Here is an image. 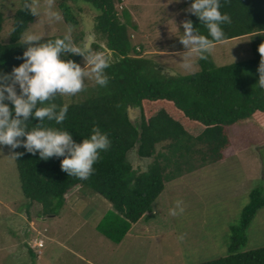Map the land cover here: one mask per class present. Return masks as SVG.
Returning a JSON list of instances; mask_svg holds the SVG:
<instances>
[{"label": "trees", "instance_id": "1", "mask_svg": "<svg viewBox=\"0 0 264 264\" xmlns=\"http://www.w3.org/2000/svg\"><path fill=\"white\" fill-rule=\"evenodd\" d=\"M74 1L79 0H57V7L66 23L76 28L79 20L70 4ZM83 1L98 11L94 33L106 42L103 46L95 41L92 49L107 48L114 57L106 69L109 82L106 87L97 83L86 86L78 93L81 99L67 104L68 112L62 124L47 120L43 124L70 132L77 143L90 138L92 128L99 126L108 134L111 147L100 152L94 172L87 180L70 177L63 171L64 157L43 160L39 152L33 155L23 146L13 153H23L14 159L23 194L29 200L27 205L38 202L44 214L58 215L67 204L71 190L83 188L82 194H96L111 203L112 208L106 211L97 228L119 243L133 224L153 215L150 214L153 203L168 181L225 157L232 144L228 125L247 118L264 119V88L252 79L261 61L259 47L264 44V0H220L221 13L229 14L232 20L231 24L221 26L225 33L223 40L250 35L251 58L217 65L209 55L207 59L199 58V70L179 75L163 74L150 59L141 55L129 30L130 26L137 27L129 23V14L120 15L117 11V3L123 0ZM34 20L35 15L30 11L18 8L14 12L10 39L4 42L1 37L4 14L0 11L2 74H10L14 67L24 63L18 59L26 51L21 37ZM189 20L200 35H208L196 15L191 14ZM85 35L81 31L73 41L84 45ZM63 36H49L42 42ZM61 58L79 64L83 60L72 54ZM17 91H20L18 85ZM52 102L58 106L65 104L64 97L60 96ZM5 103L14 108L9 101ZM129 105L141 107V121L130 120ZM39 123L38 118L30 117L28 129ZM133 149L142 158H153L146 169L134 168L129 158ZM262 207L264 188L257 186L251 190L250 200L238 221L231 225L228 254L198 264H264V246L240 251L247 241V230ZM27 211L31 216L30 210ZM29 252L36 258L35 250L29 247Z\"/></svg>", "mask_w": 264, "mask_h": 264}, {"label": "rangeland", "instance_id": "2", "mask_svg": "<svg viewBox=\"0 0 264 264\" xmlns=\"http://www.w3.org/2000/svg\"><path fill=\"white\" fill-rule=\"evenodd\" d=\"M70 4L79 20L77 27H72V38L83 31L86 34L83 44L90 41L92 46L96 41L105 46L106 42L94 33L98 11L91 3L83 0ZM191 4L189 0H123L116 5L119 14H129V23L137 27L130 26L129 30L141 55L150 59L151 64L163 74H189L200 69L198 56L192 58L191 70H185L182 66L181 54L186 49L179 37L185 31L183 22L189 20L192 14L186 11ZM23 5L24 0H0V11L4 14L1 34L4 42L10 39L14 12ZM40 5L41 22L35 16L25 32L37 33L43 39L58 34L65 35L69 25L64 18L60 22H49L43 16V0H40ZM55 9L61 13L57 0ZM251 40L250 35L222 40L216 43L210 55L217 65L251 58ZM24 45L27 49L28 45ZM113 58L111 53V60ZM80 65L85 66L84 59ZM257 73L254 70L252 77L256 83L259 82ZM85 84L91 87L95 81L86 79ZM81 97V94L64 96V102L75 103ZM227 131L232 144L226 150L225 157L168 181L153 203V211L150 212L153 215L150 218L143 217L133 224L117 249L112 240L108 239L109 244H106L88 233L95 231L97 219L107 209H111L112 205L107 204V200L103 204L100 201L102 196L81 194L83 188L76 187L71 192L77 191L80 196L78 209L69 212L72 209L68 205L63 207L57 218H50L44 214L40 203L33 202L31 206L26 204L29 200L21 188L13 149L10 146H0V264H45L44 259L38 261L34 258L24 240L29 242L32 237H42L46 240L42 249L57 255V252L60 253L56 248L58 245L50 243L47 236L56 233L58 228L62 231L63 227L60 225L64 226L65 222L68 229L78 230L72 245L77 242L79 250L84 251L91 259L97 258L95 262L99 264H198L227 255L231 225L238 221L241 211L249 202L251 190L257 186L264 188V119L239 120L228 125ZM160 147L158 145L159 149ZM129 158L135 169H146L153 159L140 157L135 149L131 150ZM177 200L183 201L185 210L182 215L172 216L169 210L175 207ZM27 209L30 210V218ZM93 209L95 211L91 214ZM91 215L90 222L80 228L81 218ZM182 234L184 239H178ZM39 243L40 241L38 245ZM263 246L264 207L252 220L247 230V241L240 251ZM55 257L50 255L52 261L47 262L87 264L73 259L67 250H62L56 261Z\"/></svg>", "mask_w": 264, "mask_h": 264}, {"label": "clouds", "instance_id": "3", "mask_svg": "<svg viewBox=\"0 0 264 264\" xmlns=\"http://www.w3.org/2000/svg\"><path fill=\"white\" fill-rule=\"evenodd\" d=\"M24 10L40 16V0H24ZM220 0H194L186 11L196 15L208 30V35H200L191 20L183 22L184 34L179 37L186 51L182 53V66L185 70L193 68L194 56L207 59L216 43L224 39L222 25L231 24L229 14L221 13ZM43 16L49 22H60L62 14L55 9V0H43ZM73 28L68 26L63 38L43 41V37L34 32H25L21 39L28 47L23 53L22 63L14 67L10 74H0V146H10L15 150L23 146L28 153L48 160L52 157H64L61 169L80 180H87L94 172V164L100 159V152L111 147L108 134L99 126L92 128L90 138L77 143L70 132L45 127L43 122L54 121L62 124L66 119L68 105L58 106L52 102L57 96H75L86 88L85 80L106 87L109 77L106 69L110 67L111 52L92 49L90 44L77 45L72 38ZM211 37V38H209ZM261 61L258 67L259 86L264 88V44L259 47ZM79 55L85 66L72 59H62V55ZM19 86V93L17 91ZM9 101L14 108L10 107ZM46 105V106H39ZM30 117L38 118L40 123L28 129ZM26 139H23L25 138ZM15 158L23 153L14 152ZM182 200L175 202L169 210L172 216L184 212ZM178 239L183 240L184 234ZM42 243V244H40ZM39 246L43 245L40 241Z\"/></svg>", "mask_w": 264, "mask_h": 264}, {"label": "crops", "instance_id": "4", "mask_svg": "<svg viewBox=\"0 0 264 264\" xmlns=\"http://www.w3.org/2000/svg\"><path fill=\"white\" fill-rule=\"evenodd\" d=\"M76 192H70L71 195L68 194V196L70 195V197L68 198L67 204L64 207H68V205H69L70 206L69 208L72 209L69 212L76 211L78 209L79 202L81 201L80 200V196H78ZM100 201L103 204H105L104 202L106 201V199L103 198ZM107 204H111V203L108 202ZM111 208H112V206H111ZM63 209L64 208H62L61 212L63 211ZM94 209L91 210L92 211V212H90L91 214L95 211ZM107 210H109V209H107ZM106 211L104 212V214L106 213ZM104 214L99 219H97L96 229H94L95 231H89L88 233L90 234V236H92V235L93 236H97V238H98V240L100 242H105L106 244H109L108 243L109 242L108 239H110V238H108L102 232H100L99 230H97L98 229L97 228V224L101 220V218L104 216ZM58 216H59V214L58 215L50 216V218H57ZM77 216H79V215L77 214ZM28 217L30 218L31 216L28 215ZM91 217H92V215L91 216L82 217L81 218V221H80L82 223L79 225L80 228H83L85 225H87L90 222V218ZM39 218L44 219V220H48L49 219L48 217H43V218L42 217H39ZM22 223H23V221H22ZM94 225H95V223H94ZM60 226L63 227V230L62 231H60L61 228H58V230L56 231V233L50 234V235L47 236L48 237V240L50 241V243H53V245L56 243L58 245L56 248H57L58 251H60V253L62 252V250H67V252L69 253V255L73 259L81 260L83 262H86L87 264H99V263L95 262V260L97 258L91 259L90 256H86V254L84 253V251L79 250L78 245H77V242H75V244L72 245V240L75 237L76 232L78 231L77 228H75V229H72V228L71 229H68L67 228V222H65V225L64 226L63 225H60ZM49 232H50V230H49ZM128 233L126 234V236L128 235ZM45 237H46V235H45ZM124 238H123V240H124ZM123 240L121 242H119V243H116V242H114L112 240L113 241L112 243L114 244V246H116V249H117V246H119L123 242ZM39 241H43V245L42 246H39L38 245V242ZM110 241H111V239H110ZM24 242H25L24 244L26 246L28 245L30 248H32L33 250H35V252L37 253L36 259L38 261H39V259L40 260L41 259H44L45 260V262H44L45 264H54V263H48L47 262V260L52 261V258H50V255L51 256H56L55 257V261L59 258L58 256H60V253H58V252H57V255H56L55 252H51V251L50 252H47V251L45 252L42 249L46 245V240H43L42 237L35 236V237L30 238L29 239V242H27L26 240H24ZM48 247H49V245H48ZM56 248H54V249H56Z\"/></svg>", "mask_w": 264, "mask_h": 264}, {"label": "water", "instance_id": "5", "mask_svg": "<svg viewBox=\"0 0 264 264\" xmlns=\"http://www.w3.org/2000/svg\"><path fill=\"white\" fill-rule=\"evenodd\" d=\"M90 44V41L88 42ZM128 115L132 122H135L136 120L141 121L142 118V110L140 106H128Z\"/></svg>", "mask_w": 264, "mask_h": 264}, {"label": "built area", "instance_id": "6", "mask_svg": "<svg viewBox=\"0 0 264 264\" xmlns=\"http://www.w3.org/2000/svg\"><path fill=\"white\" fill-rule=\"evenodd\" d=\"M40 244H42V243H40Z\"/></svg>", "mask_w": 264, "mask_h": 264}]
</instances>
